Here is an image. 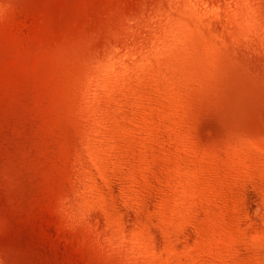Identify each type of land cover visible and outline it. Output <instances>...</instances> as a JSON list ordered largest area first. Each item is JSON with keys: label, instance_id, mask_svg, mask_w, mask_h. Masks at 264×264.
I'll return each instance as SVG.
<instances>
[{"label": "rangeland", "instance_id": "1", "mask_svg": "<svg viewBox=\"0 0 264 264\" xmlns=\"http://www.w3.org/2000/svg\"><path fill=\"white\" fill-rule=\"evenodd\" d=\"M0 264H264V0H0Z\"/></svg>", "mask_w": 264, "mask_h": 264}]
</instances>
